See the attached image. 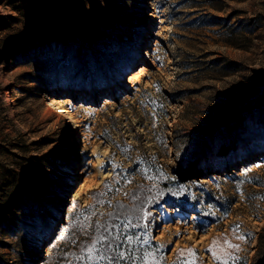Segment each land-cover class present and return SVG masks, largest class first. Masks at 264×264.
Listing matches in <instances>:
<instances>
[{
    "label": "rangeland",
    "instance_id": "374dc122",
    "mask_svg": "<svg viewBox=\"0 0 264 264\" xmlns=\"http://www.w3.org/2000/svg\"><path fill=\"white\" fill-rule=\"evenodd\" d=\"M22 134L52 155L37 189L54 203L47 232L0 236L10 264H256L264 0H0V135ZM229 137L247 153L217 156Z\"/></svg>",
    "mask_w": 264,
    "mask_h": 264
},
{
    "label": "trees",
    "instance_id": "16d2710c",
    "mask_svg": "<svg viewBox=\"0 0 264 264\" xmlns=\"http://www.w3.org/2000/svg\"><path fill=\"white\" fill-rule=\"evenodd\" d=\"M64 22V20L59 18L58 24L62 29ZM119 24L123 30V32L119 33L120 40L127 41L137 36L138 30L129 23ZM44 32V35L36 37V40L44 41L49 35V30L46 29ZM49 36L52 37L54 35L50 34ZM34 56L39 57L41 54L35 53ZM49 72L50 74L52 73L50 75L52 77H50V81L41 82L40 92L42 93L44 91L50 92L57 77L60 79L65 78V67L59 70L44 71L46 75ZM41 142V140L28 141L23 134L13 138L8 137V135H5V137L0 135V236L2 238H6L8 235H17L20 229L30 228L34 232L41 230L47 232L50 228L46 227L48 224L47 218L51 214L50 209L53 206L54 198H48L49 194L42 193L37 188L40 186L39 176L44 174L38 171V166L43 164L44 160L51 164L52 155L51 153L39 155L33 152L34 148H38L37 145ZM56 148L58 149L59 157H54L55 166L60 168L61 166L69 165L70 159H68L67 151L63 149L65 147L57 146ZM73 151L74 153L77 152L75 149ZM247 151L246 147L241 145L239 139L229 137L218 144L215 153L217 156L235 158L246 154ZM63 155L64 157H61ZM200 164L201 159L196 157L192 163L181 166V173L184 175L197 174L201 171ZM48 174L50 173L48 172ZM35 184L37 187H32ZM44 184L46 185L47 183ZM121 184V182L116 181L113 186L105 189L109 200L112 199ZM56 185L57 183H54L52 187H56ZM133 192L135 195L141 194L139 189ZM149 208H151L150 205L147 206V209ZM129 233L133 235V230L129 231ZM1 242L8 248L13 247L10 243ZM17 244H20V242H17ZM21 246L22 251L20 252H23L25 245L21 244ZM7 256V253L0 255V264H10ZM256 257V264H264V228L259 233Z\"/></svg>",
    "mask_w": 264,
    "mask_h": 264
},
{
    "label": "snow or ice",
    "instance_id": "6c2138e0",
    "mask_svg": "<svg viewBox=\"0 0 264 264\" xmlns=\"http://www.w3.org/2000/svg\"><path fill=\"white\" fill-rule=\"evenodd\" d=\"M100 239L103 240V239H105V237H101ZM128 240L130 241L131 237H128ZM225 242L228 243L229 246H232V245H230V242H228V241H225ZM217 243H218L217 241H214L213 242V247L210 249V251H212L214 255L216 254V245H217ZM93 248H94V246H93ZM93 248H89L88 251L91 252L93 250ZM189 251H190V254L194 255V253H191V250H189ZM104 258H105L104 256L100 257V259H104Z\"/></svg>",
    "mask_w": 264,
    "mask_h": 264
}]
</instances>
